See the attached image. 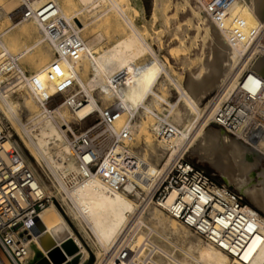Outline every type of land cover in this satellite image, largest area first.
Here are the masks:
<instances>
[{"label": "bare ground", "instance_id": "bare-ground-1", "mask_svg": "<svg viewBox=\"0 0 264 264\" xmlns=\"http://www.w3.org/2000/svg\"><path fill=\"white\" fill-rule=\"evenodd\" d=\"M52 1L67 21L66 28L78 33L84 45L83 58L67 63V69L74 87L91 96L80 100V94L72 93L73 87L67 102L42 104L24 71L26 67L43 70L55 59L57 43L47 39L40 23L10 18L8 0H0V21L6 19L8 25L0 33V109L21 128L25 146L33 155L51 166L53 177H62L78 171L67 134L74 131L73 121L81 123L96 112L102 119L105 109L116 107L111 125L116 130V190L94 177L66 199L60 197L66 201L67 217L83 233L95 236L97 260L106 258V264H264V131L253 130L263 126L264 120L256 117L250 130L247 121L240 122L233 135L217 124L210 126L217 111L240 89L249 69L264 77V0H239L218 17L207 14L201 0H177L189 10L191 21H187L196 20L195 26L212 40L208 48L204 44L195 54L201 59L195 70L189 68L192 57H184V51L178 54L181 46L172 43L168 47L169 57L179 60L182 72H176L171 60L162 57L161 49H155L145 35L149 23L159 35L171 24V17H164L170 0H154L151 22H146L142 0H108L111 11H116V23L108 17L110 8H101L106 0H64L63 5ZM127 2L145 25L132 18ZM188 31L178 29L172 34L182 43ZM115 33L116 40L105 46L108 34ZM115 76L116 90L111 87ZM22 89L27 95L15 103L12 96ZM261 95L264 98V91ZM23 115L29 117L24 125L19 120ZM99 125L110 128L102 122ZM191 149L238 192L228 185L221 188L210 183L207 189L198 188L199 194L168 188L167 195L156 200L157 188L151 191L158 178L185 160ZM131 165L134 167L128 169ZM135 167H145L149 182L133 177ZM36 177L46 194L52 195L50 187ZM229 190L252 206L240 204ZM178 197L183 198L173 208ZM187 209V221L193 227L170 213L180 215ZM208 210L214 222L207 219ZM225 210L227 214L219 217ZM38 218L43 230L33 235L30 264H66L80 254L85 255L84 260L89 258L55 203L45 207ZM225 228L237 236L235 245L219 238ZM124 251L128 258H123Z\"/></svg>", "mask_w": 264, "mask_h": 264}, {"label": "built area", "instance_id": "built-area-1", "mask_svg": "<svg viewBox=\"0 0 264 264\" xmlns=\"http://www.w3.org/2000/svg\"><path fill=\"white\" fill-rule=\"evenodd\" d=\"M237 1L239 0H201L200 3L207 14L218 17ZM7 6L10 18L40 23L47 39L57 43L55 59L43 70L29 76L24 73L26 82L44 105L54 106L61 99L64 103L67 102V97L74 87L67 63L81 60L85 53L79 34L66 28L67 21L56 11L57 4L52 0H8ZM51 8L52 11L46 14V10ZM6 73H10V70ZM247 74L248 76L242 79L240 89L217 111L213 121L230 133H234L240 122L247 121L246 129L250 130L256 117L264 120V98L261 95L264 91V77L250 69ZM251 76L255 81L249 82ZM111 87L116 90V76L111 81ZM92 116H89L85 122ZM224 118H227L226 123L223 122ZM114 120H116V107L105 109L100 121L110 128H101L98 123L83 133L76 134L74 131H69L67 134L78 171H71L62 177L55 176L53 180L49 178L43 183L48 187L51 186L62 199H66L68 193L94 177L102 179L116 190L118 163L116 130L111 129ZM253 130L264 131V125L255 126ZM133 167L134 165H131L128 169ZM143 169L135 167L132 172L133 177L139 181L149 182L145 175L147 170L143 171ZM210 183L224 188V185H220L204 170L182 160L171 170L167 169L162 173L151 192L157 188L154 196L156 200H160L167 195L168 188H176L182 194L188 190L199 194L198 188L207 189ZM230 190L229 192L232 193L233 191ZM232 195L240 204L243 203L238 194L232 193ZM182 198L178 197L173 202V208ZM57 199L53 194H46L43 185L26 162L20 143L0 114V264H28L33 235H37L34 221L45 207L52 203L57 206ZM223 205L229 207L226 203ZM188 211L187 209L180 215H176L171 210L170 213L193 227L194 225L187 221ZM210 212L211 210H208L207 219L214 222V218L209 215ZM225 214L227 210L219 212V217ZM236 237L227 228L223 229L219 236L234 245L237 243ZM113 257L116 262V252ZM123 258H128L125 251ZM72 260H66V264ZM106 262V258H103L100 264Z\"/></svg>", "mask_w": 264, "mask_h": 264}, {"label": "rangeland", "instance_id": "rangeland-1", "mask_svg": "<svg viewBox=\"0 0 264 264\" xmlns=\"http://www.w3.org/2000/svg\"><path fill=\"white\" fill-rule=\"evenodd\" d=\"M61 1V2H60ZM106 1H108V0H106ZM176 1V2H175ZM142 2H143V4H144V8H145V19H146V22H151V20H152V16H153V7H154V0H142ZM172 2V3H171ZM173 2H175V3H173ZM58 3H61L62 5H63V3H64V0H58ZM110 3V4H109ZM171 4H173V5H171ZM181 3L180 2H177V0H170V3H169V5H168V10L166 11V16L164 15V17L166 18L167 16L171 19H168V20H170L169 22H168V24L169 23H171V24H169V25H167L168 27H166L165 28V30H164V32L166 31H168L167 33L165 32H163L162 31V33L159 35V34H157V33H155L154 31V28H152V25L153 24H151V23H149L147 26H146V29L147 30H145V35H146V37H147V39L149 40V42H151V44L153 45V47L155 48V49H157V50H160V54H162L161 56L162 57H164L165 59H166V57H168L170 60H171V64H172V66H174L173 67V69H175L176 70V72H182L184 69H183V66L180 64V62H179V60H178V62H177V60L176 59H172V57H169V56H171V55H169L168 53V51H169V49H168V47L169 48H171V47H173L172 45L174 44V43H176V44H174V46L176 45H178V46H181V48H180V52L178 53V54H185L186 53V55H184V57L186 56H188V58H190V57H192L191 59L192 60H194V62L192 61V63L193 64H191V66H189V68L190 69H193V70H195L196 68H198V65H200L199 63L201 62V59H199L197 56V58L196 57H194L195 56V54L196 53H198V52H201V48H203L204 47V44H205V47L206 48H208L209 47V45H211V43L212 42H210V36H207L208 37V40H207V37H205L204 35H203V33H204V31H203V29L202 28H198V27H196L197 25H196V20L195 21H192V22H188L187 21V19H189L188 17H191V15H190V13H189V10L188 9H183L184 7H183V5H180ZM108 6V7H107ZM110 6H112L111 5V2L110 1H108V2H103L102 3V7L101 8H103V10L104 9H108V8H110ZM126 8H127V10H128V12L132 15V14H134V16H132V18H134V20H136V22H137V24H139L140 26H143V25H145V23H142V20H140L139 18H138V16L136 15V13L133 11V9H131L132 7H131V5H130V3H126ZM130 8V9H129ZM111 10H114L113 8H110L109 9V11H108V17L110 16V18L111 19H113V21L116 23V11H111ZM151 11H152V13H151ZM167 17V18H168ZM176 19V20H175ZM184 19H186V20H184ZM190 21H191V19H189ZM172 21V22H171ZM174 22V23H173ZM173 23V24H172ZM185 23V24H184ZM187 23V24H186ZM184 24V25H183ZM171 25V26H170ZM175 25V26H174ZM181 25V26H180ZM196 25V26H195ZM8 25L6 24V19H4V20H1L0 21V33H2V31H4V29H6V27H7ZM150 26V27H149ZM179 26V27H178ZM189 28H188V27ZM149 27V28H148ZM171 27L173 28V29H171ZM177 27V28H176ZM182 27V28H181ZM181 28V29H180ZM188 28V29H187ZM197 28H198V30H197ZM178 29L179 30H186V31H188V32H186V34H185V37H184V40H185V38H186V40L184 41L183 40V42L182 43H180L179 42V40H177V37H175V32L176 31H178ZM176 30V31H175ZM200 30H202V31H200ZM175 31V32H174ZM197 31H198V33H197ZM146 32H148V33H146ZM201 32V33H200ZM155 33V34H154ZM172 33H174V34H172ZM189 33V34H188ZM150 34V35H149ZM156 34H157V36H156ZM169 35V36H166V35ZM200 34H201V36H200ZM110 35V36H109ZM162 35H163V37H162ZM153 36V37H152ZM171 36H174L175 38H172ZM204 36V37H203ZM157 37V38H156ZM173 39H171V38ZM194 37L195 39H192V38ZM152 38V39H151ZM157 40H161V41H157ZM171 39V40H170ZM188 39V40H187ZM204 39V40H203ZM205 39L207 40V42H205ZM116 40V33L115 34H108V39H107V41H106V43H105V46H108V45H110L112 42H114ZM152 40V41H151ZM165 40V41H164ZM168 40V41H167ZM177 40V42H175ZM192 40H196L195 42H193ZM156 41V42H155ZM171 41V42H170ZM174 41V42H173ZM192 41V42H191ZM204 41V42H203ZM212 41V40H211ZM161 42H164L163 44L161 43ZM179 42V43H178ZM185 42V43H184ZM155 43V44H154ZM157 43V44H156ZM169 43V44H168ZM173 43V44H172ZM192 43V44H191ZM180 44V45H179ZM184 44L186 45V47H182V45L184 46ZM159 45V46H158ZM161 45H162V47H164L165 46V48H162L161 47ZM167 45H169V46H167ZM190 47V48H189ZM188 49V50H187ZM165 50V51H164ZM187 50V51H186ZM183 51L185 52V53H183ZM173 53H176V52H173ZM56 55H57V53H56V51L54 50V52H53V56H54V58L56 57ZM195 58H196V60H195ZM174 63V64H173ZM180 65V66H179ZM189 68L186 70V73L187 72H189ZM195 68V69H194ZM25 74L27 75V76H29V75H31V73H34V72H36V71H34V70H31V69H29L28 67H26V69H25ZM91 74V72H88V74H87V76H89ZM181 79H183V77L181 76L180 77ZM6 83H7V81H6ZM18 91V90H17ZM16 91V92H17ZM22 91H23V89H22ZM21 90H19L18 91V93H15L14 92V94H13V96H12V100L15 102V103H18V102H22L23 100H24V96H26L27 95V92L24 90L23 92H22ZM77 91V92H76ZM80 91V92H79ZM21 92V93H20ZM82 92V93H81ZM88 92V91H87ZM86 91L84 92V90L82 89V91H81V88H79V86H76L75 85V87L73 88V91H72V93H74L75 95H77L76 93H78V94H80V95H77V97H79V99L80 100H86L87 98H89V96H91L90 95V93L88 92L87 93ZM14 95H15V97H14ZM23 95V96H22ZM216 94H213V95H210L208 98L209 99H211V97L213 98L214 96H215ZM20 99V100H19ZM176 99V97H175V94L173 93V96H172V100H175ZM19 100V101H18ZM18 101V102H17ZM101 106H103V104H100ZM105 107H109V106H105ZM104 107V108H105ZM0 114H1V116L3 117V119L5 120V123H7L9 126H10V128H11V131H12V133H13V135H14V137L18 140V142L20 143V145H21V147H22V149H23V152H24V158H25V160L28 162V163H30L29 165L31 166V168H32V170L34 171V173L36 174V175H38L41 179H42V181L43 182H46V180H49V178L50 179H54L53 178V176H54V171L51 169V168H49V167H51L48 163H47V161L44 159L43 160V158H41V160L40 159H38V158H36L34 155H33V153H32V151H31V149H28L26 146H25V140H24V138H26V136L24 135V133L22 132V131H20L21 130V128L17 125L16 126V124L15 123H13V121H11V120H9V119H7V118H5V116L2 114V112H1V109H0ZM90 115H93L90 119H88L87 120V122H85V121H83V122H81V123H76V122H74L73 121V123H75V124H73L74 125V132L76 133V134H78V133H83V132H85L87 129H89L90 127H92L93 125H96V124H98V123H100V121H101V117L99 116V113L98 112H96V113H93V114H90ZM89 115V116H90ZM217 116V115H216ZM88 118V117H87ZM19 120H20V122L24 125L25 123H27L28 122V120H29V117L27 116V115H23L22 116V118L20 117L19 118ZM86 120V119H85ZM25 121V122H24ZM17 124H20L19 122L17 123ZM101 124V123H100ZM210 126L211 127H216V125L215 124H210ZM23 133V134H22ZM230 134H232L233 135V133H230ZM24 136V137H23ZM185 160L186 161H189V162H191L192 164H194V165H196L197 167H199V168H201L202 170H204L207 174H209L211 177H213L220 185H228L229 186V184L228 183H226L225 182V180H224V178L221 176V175H219L218 173H216L215 171H214V169L209 165V164H207V163H204V162H201L198 158H197V156L196 155H194V153L192 152V149L190 150V151H188L187 153H185ZM30 161V162H29ZM46 161V162H45ZM47 163V164H46ZM32 164V165H31ZM48 166V167H47ZM50 169V170H49ZM51 170L53 171V172H51ZM52 173H54V174H52ZM50 185H52L51 183H50ZM49 187H51V186H49ZM232 190H235V191H237V189L234 187V186H232V185H230L229 186ZM51 190L53 191V195L54 196H56L58 199H57V201H56V204H57V209L59 210V212L65 217V219L67 220V222L70 224V226H71V228H72V230L74 231V233L76 234V236H77V238L80 240V242L82 243V246H83V248L89 253V258H88V260H86L85 262H83L84 261V257H85V255L84 254H80V255H78V256H76L75 258H73V260H72V262H70L69 264H79L80 262H83V264H99L100 262H101V260L100 261H98L97 260V255H96V253H97V251L99 250V245H98V243H97V240H96V238H95V236L94 235H86L85 233H83L82 231H81V229L79 228V226L75 223V222H73V221H71V218H69V217H67V214H66V207L64 206V203L66 202L65 200H62L61 198H60V195H58L57 193H56V191H54L53 190V188L51 187ZM238 192V191H237ZM237 192H234L235 194H238ZM239 195V194H238ZM240 196V195H239ZM245 201H243V202H247V203H249L250 205H251V203L245 198L244 199ZM64 202V203H63ZM66 205V204H65ZM252 206V205H251ZM48 207V206H47ZM65 208V209H64ZM70 222H72V224L70 223ZM77 230H79V231H77ZM37 232V235H39L40 234V232L37 230L36 231ZM83 233V234H82ZM35 235V234H34ZM88 236V237H87ZM94 236V237H93ZM88 240V241H87ZM87 241V242H86ZM90 243V244H89ZM93 243V244H92ZM94 243H95V245H94ZM95 252V253H94ZM103 259V258H102ZM97 261V262H96ZM30 262H31V258L29 259V264H30Z\"/></svg>", "mask_w": 264, "mask_h": 264}, {"label": "water", "instance_id": "water-1", "mask_svg": "<svg viewBox=\"0 0 264 264\" xmlns=\"http://www.w3.org/2000/svg\"><path fill=\"white\" fill-rule=\"evenodd\" d=\"M34 224H35L36 230H38L39 232L43 230V225L41 224L39 218H36V220L34 221Z\"/></svg>", "mask_w": 264, "mask_h": 264}]
</instances>
